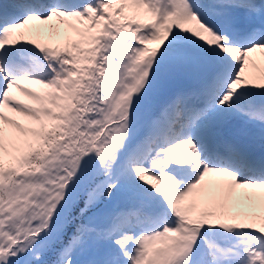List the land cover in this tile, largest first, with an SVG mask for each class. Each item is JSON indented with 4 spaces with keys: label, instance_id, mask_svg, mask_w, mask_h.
I'll return each mask as SVG.
<instances>
[{
    "label": "snow or ice",
    "instance_id": "6c2138e0",
    "mask_svg": "<svg viewBox=\"0 0 264 264\" xmlns=\"http://www.w3.org/2000/svg\"><path fill=\"white\" fill-rule=\"evenodd\" d=\"M0 264H264V0L0 3Z\"/></svg>",
    "mask_w": 264,
    "mask_h": 264
},
{
    "label": "rangeland",
    "instance_id": "374dc122",
    "mask_svg": "<svg viewBox=\"0 0 264 264\" xmlns=\"http://www.w3.org/2000/svg\"><path fill=\"white\" fill-rule=\"evenodd\" d=\"M3 2H5V0H0V3H3ZM150 47H152L151 45H150ZM257 58H259V56H260V54L259 53H257V54H254Z\"/></svg>",
    "mask_w": 264,
    "mask_h": 264
}]
</instances>
